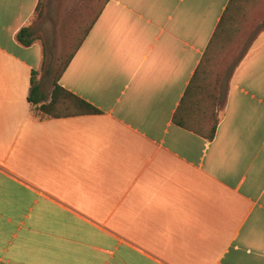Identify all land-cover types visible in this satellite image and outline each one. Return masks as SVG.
<instances>
[{
  "label": "crops",
  "instance_id": "crops-1",
  "mask_svg": "<svg viewBox=\"0 0 264 264\" xmlns=\"http://www.w3.org/2000/svg\"><path fill=\"white\" fill-rule=\"evenodd\" d=\"M0 264H264V0H0Z\"/></svg>",
  "mask_w": 264,
  "mask_h": 264
},
{
  "label": "trees",
  "instance_id": "trees-1",
  "mask_svg": "<svg viewBox=\"0 0 264 264\" xmlns=\"http://www.w3.org/2000/svg\"><path fill=\"white\" fill-rule=\"evenodd\" d=\"M30 35L28 28L23 27L17 34L18 39L24 44H30L31 39L27 38ZM68 58L62 54L60 62L53 78V86L50 94V99L47 102H42V94L36 81V72H32L31 89L29 100L33 104H37L36 110L41 117L51 116H69L76 114L98 113L100 110L90 102L79 97L78 95L66 90L59 85L58 79L64 68L66 67ZM40 103V104H38ZM215 126L212 128L213 136Z\"/></svg>",
  "mask_w": 264,
  "mask_h": 264
},
{
  "label": "rangeland",
  "instance_id": "rangeland-1",
  "mask_svg": "<svg viewBox=\"0 0 264 264\" xmlns=\"http://www.w3.org/2000/svg\"><path fill=\"white\" fill-rule=\"evenodd\" d=\"M58 1H60V0H58ZM36 112H37V110H36Z\"/></svg>",
  "mask_w": 264,
  "mask_h": 264
}]
</instances>
